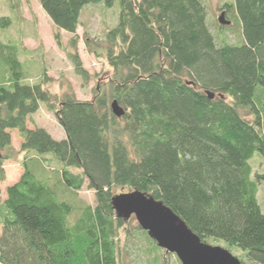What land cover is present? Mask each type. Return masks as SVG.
I'll return each mask as SVG.
<instances>
[{
	"label": "trees",
	"instance_id": "16d2710c",
	"mask_svg": "<svg viewBox=\"0 0 264 264\" xmlns=\"http://www.w3.org/2000/svg\"><path fill=\"white\" fill-rule=\"evenodd\" d=\"M116 1L104 36L112 74L88 99L52 94L44 71L30 80L19 44L0 37V181L3 160L21 165L0 198V264H118L116 186L151 194L201 240L264 264V169L253 175L250 164L258 152L264 166V0L223 5L234 10L237 43L216 41L202 0H40L56 43L60 30L71 34L68 57L84 82L81 10ZM10 24L0 16V28ZM41 103L62 137L33 122ZM84 184L94 204L76 197Z\"/></svg>",
	"mask_w": 264,
	"mask_h": 264
},
{
	"label": "rangeland",
	"instance_id": "374dc122",
	"mask_svg": "<svg viewBox=\"0 0 264 264\" xmlns=\"http://www.w3.org/2000/svg\"><path fill=\"white\" fill-rule=\"evenodd\" d=\"M206 10V21L216 41L237 43L241 41V32L234 10H224V19L228 24H220L218 16L225 3L231 0H202ZM117 1L110 7L102 3L85 5L80 13L79 24L76 28L78 41L76 51L83 67L89 72L87 82L74 71L68 57V51L74 49L69 44L70 33L60 30V45L55 41L56 28L50 18L42 10L40 0H0V16L11 17V24L0 28V37L3 40H11L19 44L20 57L24 62L29 79H34L41 71L47 76L45 86L50 92L59 96L63 90L69 88L79 99L91 98L94 91L102 89L112 74V67L108 63L106 55L107 30L116 22ZM32 120L37 125H44L55 137L62 134L53 111L47 109L41 103L40 109L32 115ZM11 141L15 148L19 147L20 138L15 129L10 130ZM258 152L250 160L253 175L262 172L263 163ZM52 165V162H49ZM4 179L0 181V198L5 197V187L15 181L21 172V165L12 159L3 160ZM129 190L125 186H116L113 191L119 193ZM80 200L94 204L93 190L86 188L85 184L76 192ZM257 201L264 212V182H258ZM118 228L117 260L118 264H181L174 252L155 247L151 238H147L146 232L138 228V223L133 215L123 221ZM151 239V240H150ZM208 243L225 246L222 241L209 239ZM230 251L239 259L242 254L238 249L230 248ZM244 260V259H242ZM241 260V261H242Z\"/></svg>",
	"mask_w": 264,
	"mask_h": 264
},
{
	"label": "water",
	"instance_id": "95a60500",
	"mask_svg": "<svg viewBox=\"0 0 264 264\" xmlns=\"http://www.w3.org/2000/svg\"><path fill=\"white\" fill-rule=\"evenodd\" d=\"M218 22H230L224 19L223 11ZM206 93L208 97L213 96L208 90ZM110 107L115 115L123 114V108L116 100L110 102ZM111 204L116 217L127 220L133 215L157 246L174 252L181 264H246L226 247L201 240L180 216L151 194L129 189L112 195Z\"/></svg>",
	"mask_w": 264,
	"mask_h": 264
},
{
	"label": "crops",
	"instance_id": "0c3cea01",
	"mask_svg": "<svg viewBox=\"0 0 264 264\" xmlns=\"http://www.w3.org/2000/svg\"><path fill=\"white\" fill-rule=\"evenodd\" d=\"M40 109V108H39ZM40 126H43L44 128H46L44 125H40ZM47 129V128H46ZM51 134H52V132L49 130V129H47ZM61 131H62V129H61ZM63 136V131H62V134L60 135V136H58V137H62Z\"/></svg>",
	"mask_w": 264,
	"mask_h": 264
}]
</instances>
